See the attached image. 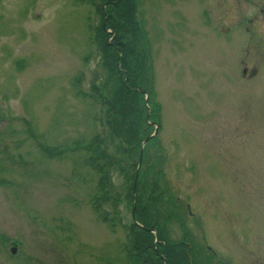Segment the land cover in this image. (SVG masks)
<instances>
[{"label": "rangeland", "instance_id": "1", "mask_svg": "<svg viewBox=\"0 0 264 264\" xmlns=\"http://www.w3.org/2000/svg\"><path fill=\"white\" fill-rule=\"evenodd\" d=\"M138 9L154 73L147 127L158 131L138 146L139 170L161 169L165 231L215 253L213 264H264V0ZM100 20L90 0H0V264H136L123 168L139 157L122 154L94 97L114 82ZM97 138L121 163L105 180L101 150L86 148ZM105 181L110 197L95 202Z\"/></svg>", "mask_w": 264, "mask_h": 264}, {"label": "trees", "instance_id": "2", "mask_svg": "<svg viewBox=\"0 0 264 264\" xmlns=\"http://www.w3.org/2000/svg\"><path fill=\"white\" fill-rule=\"evenodd\" d=\"M90 1L95 6V11L101 16L100 24L95 28V43L102 55V65H104L107 79L114 80L111 89L99 92L94 97L100 101L101 108L105 110L106 123L111 129L112 137L119 139L120 143L116 146L124 151L122 154L131 153L134 157L135 155L139 157L141 151H138V146L151 133L147 127L149 116L144 94L147 92L150 95L154 85L146 32L142 21L138 18L139 0H108L105 2L107 6L104 10V2L100 4V1L99 3L95 0ZM152 99L150 95V101ZM151 107V113H153L154 106L151 105ZM99 142L97 138L86 148L93 151L96 148L101 150L96 158L103 161L97 165L103 172L102 180H105L109 176L107 165L121 163L117 158L113 160L110 155H107V150L103 149V151ZM125 144L127 147L124 146ZM148 145L149 143L146 146ZM143 154V159L147 161V149ZM128 158L125 160L127 161ZM130 160L132 161L128 160V163L132 169L126 167L123 171L125 174L127 172L125 177L130 181L126 198L132 203L135 220L139 221V224L136 221L131 223L129 234L130 254L137 256L136 264L138 262L140 264H213L214 254L209 252L205 254L202 250H198L197 245H193L188 239L172 242L168 237L162 219L170 218L166 217L169 214L167 211L164 212L160 205L164 200L166 203H172V197L166 194V190L159 188L160 185L155 176L161 169L155 171L156 161H150L146 165L145 177L143 171H139L138 182L134 187L137 165L133 158ZM150 170L153 177L147 179V172ZM107 184V181L105 185L101 184L103 194H98L95 202L107 200L110 197L105 189ZM145 185L146 191H149L148 196H146ZM111 199L113 200L112 197ZM152 211L155 213L153 214ZM151 227H154L158 233L157 241H155V234L148 231ZM218 264L221 263L218 262Z\"/></svg>", "mask_w": 264, "mask_h": 264}, {"label": "flooded vegetation", "instance_id": "3", "mask_svg": "<svg viewBox=\"0 0 264 264\" xmlns=\"http://www.w3.org/2000/svg\"><path fill=\"white\" fill-rule=\"evenodd\" d=\"M246 71V70H245Z\"/></svg>", "mask_w": 264, "mask_h": 264}, {"label": "water", "instance_id": "4", "mask_svg": "<svg viewBox=\"0 0 264 264\" xmlns=\"http://www.w3.org/2000/svg\"><path fill=\"white\" fill-rule=\"evenodd\" d=\"M145 142V141H144Z\"/></svg>", "mask_w": 264, "mask_h": 264}]
</instances>
